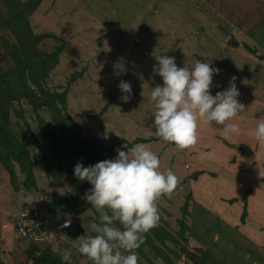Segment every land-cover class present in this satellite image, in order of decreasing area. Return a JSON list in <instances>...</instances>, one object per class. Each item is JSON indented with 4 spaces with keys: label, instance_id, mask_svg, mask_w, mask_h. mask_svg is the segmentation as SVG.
I'll return each instance as SVG.
<instances>
[{
    "label": "rangeland",
    "instance_id": "obj_1",
    "mask_svg": "<svg viewBox=\"0 0 264 264\" xmlns=\"http://www.w3.org/2000/svg\"><path fill=\"white\" fill-rule=\"evenodd\" d=\"M25 1L31 0H0V126L5 127L0 132V264H92L77 251V239L96 235L91 224L99 222L100 213L84 199L92 185L75 177L77 163L67 154L73 152L70 142L81 136L85 143L94 138L120 149L142 140L159 157L160 171L171 169L180 181L171 200L162 196L157 201L160 219L135 250L138 264H264V160L258 155L255 170L247 154L257 150L255 138L253 145L228 142L236 153L242 151L237 159L202 160L200 154L217 149L211 144L225 137L222 126L201 124L195 151L177 150L156 135L150 96L151 88L162 85V78L153 74L156 56L167 54L178 67L189 69L196 61L209 63L220 70L213 76L211 94L224 91L235 77L238 100L245 106L238 118L254 117L250 121L256 123L262 109L246 115L252 108L246 95L254 94L264 79V42L257 41L258 36L264 41V0H64L53 11L55 0H43L30 16ZM17 11L29 16L36 35L55 30V19L78 24L74 35L63 40L67 44L70 36L79 38L72 40L77 48L66 45L58 64L61 76L51 77L46 85L38 75L37 58L61 42L28 38ZM47 13L51 15L42 16ZM12 51L21 52V66ZM121 57L127 71L117 76L113 64ZM77 73V81L65 83ZM121 80L131 83L128 103L120 99ZM39 84L41 91L58 95L38 105V96L44 95ZM19 89L37 97L24 98ZM238 118L230 123L241 127ZM255 128L254 123L249 128L253 137ZM204 131L213 135L204 136ZM243 133L228 140L241 141ZM196 148L202 149L197 157ZM24 181L30 182L29 188ZM67 197L77 201L78 212L72 215L55 210ZM22 211L44 215L53 236L34 242L15 233L14 223L6 220ZM57 218L75 226L63 229L67 221L59 224ZM64 250L71 253L70 261L62 258Z\"/></svg>",
    "mask_w": 264,
    "mask_h": 264
},
{
    "label": "clouds",
    "instance_id": "obj_2",
    "mask_svg": "<svg viewBox=\"0 0 264 264\" xmlns=\"http://www.w3.org/2000/svg\"><path fill=\"white\" fill-rule=\"evenodd\" d=\"M155 59L153 74L162 78V85L151 88L150 96L156 108L154 124L158 137L182 151L197 145L201 124L222 126L225 139L240 133L239 125L230 123L245 111L238 100L235 77L224 91L213 96L210 88L213 76L219 74L218 68L201 61H196L192 69L178 67L175 58L167 54ZM125 63L123 57L118 58L113 64L115 75L126 73ZM118 88L123 93L121 101L130 102L131 83L121 80ZM254 138L264 146V118L257 120ZM126 149L117 148L114 159L88 167L78 162L74 167L75 177L92 185L84 199L100 213L99 222L91 224L96 235L77 239V251L92 264H138L135 250L160 219L157 201L162 196L170 199L180 185L171 169L160 171V159L147 144ZM200 158L211 161L216 155L203 152ZM69 226L70 220L64 224ZM61 256L70 261L71 253L64 250Z\"/></svg>",
    "mask_w": 264,
    "mask_h": 264
},
{
    "label": "trees",
    "instance_id": "obj_3",
    "mask_svg": "<svg viewBox=\"0 0 264 264\" xmlns=\"http://www.w3.org/2000/svg\"><path fill=\"white\" fill-rule=\"evenodd\" d=\"M42 1L43 0H31V1H25V2H22V3H24V5H25L24 6V9L30 8V11H29V16H30L32 14V10H34V8L37 5H39ZM52 2H54V0H52ZM61 2H64V0H55V2L53 3L54 5H53V8H52V11ZM77 8L80 9V3H77ZM52 11L50 13H52ZM50 13L42 14V16H47V15L50 16L51 15ZM15 16L20 17L22 19V21H24L23 24H26L25 26L23 25V28H25V30L27 31V33L30 34L28 36V38H34L35 37V38L42 39V38H44L46 36V37H52L53 39L59 40V42H61V44L58 47H56L53 52H51L49 54L48 53H42L41 52V54L37 58V63H39V65H40L39 70H38V75L41 76V79H42L44 85H46V81L48 79H50L51 77H53V76L60 77L61 76L60 75V72L62 71L61 67H58L59 66L58 64L60 63V56L62 55V53H63L66 45L67 46L68 45L70 46L71 44L72 45L74 44V46L77 48L78 44L75 43L74 41L79 40V38L76 40V39H74L75 38L74 36H70V38H69L70 41H69V43L67 41V44H66V43L63 42V40L65 39L64 37H66L71 32L73 33V31L75 33V31L78 29L77 28L78 27V24H74V26H73L72 23H67V21L69 20L68 18H65L64 20H56L55 19V23H56L55 30L48 31L47 34L40 33V34L36 35L34 33V30L32 29V27L29 25V22H28L29 21V16H25L24 11H21V12H18L17 11L15 13ZM63 16H65V14ZM37 17H39V16H37ZM40 17L38 19H40ZM38 19H37L36 25L38 24ZM74 33H73V35H74ZM80 38L81 39L83 38V35L82 34H80ZM72 40H74V41H72ZM23 44L26 46L28 44V42L25 41ZM70 50H71V47L68 48V51L69 52H70ZM20 53H18V51H12V52H10V54L14 56L13 57L14 58L13 60H15V64H18V65L21 66V62H23L24 59H23V57H20ZM24 53H26L25 54V58H26L27 63H30L31 60H32V58L31 57H28L29 55L27 54V50L26 49H24ZM260 59H264V58L261 57ZM38 66H36V67H38ZM32 73H34V72L32 71ZM80 75H81V73H77V74L73 75L71 78L70 77L69 78L67 77L65 83L69 84L71 82L77 81L76 79H79L78 77ZM29 78L32 79V80L35 79V73H34V76L32 75ZM1 82H3V81H1ZM38 86H40V87H39V89L38 88L37 89L40 90L42 88V86L40 84ZM261 87L264 89V79L262 80V82L260 83V85H258V87L256 89V92H258ZM19 91L22 92V95L24 96V98L26 97L27 99H31L32 97H37L36 93L31 94L30 93V90L25 91V90L19 89ZM41 93H43L44 95L42 96V98H40L38 96V98H37V100L39 101V104L38 105H42V104H44V102H47L49 98L50 99H53V98L56 97L55 95H58L55 92H52L51 93V92L41 91ZM255 93H254V95H255ZM257 98H255L253 100L252 106H251L252 108L250 109V111L246 115H248V114L252 113L254 110H256V106L259 105L257 103ZM151 117H154L153 116V113H151ZM253 118L254 117H244L243 119L241 117L238 118V119H240L241 125L243 127V128L242 127H240V128H242V131L245 130L244 134L242 136L240 135L241 141L228 140V139H225V137L221 135L222 138H221L220 142H224L225 145L228 146V147L229 146H232L228 142H232V144H233L234 147L238 145V142L241 143V144L247 143L246 141H250L251 142L252 141L251 139H254V137L251 135V133H250L251 131H249L247 129L251 128L252 125H253V123L256 124L258 119H261V118H264V117H256V123L250 121ZM1 128L3 129L5 127H3L1 125L0 126V132L3 131V130H1ZM246 133H248L247 137H246ZM235 135H237V134H235ZM86 141L87 142L85 143L83 141L82 136H81V140H76L75 142L72 140L70 142V143H72V146H73V152H71V153L68 152L67 154H68V158L70 159V162L71 163H73V162L74 163H78L80 161H84L85 164L95 165L97 162L102 161V160L114 159L116 157V155H117V153H116V149L117 148L116 147H113V146L105 147V146L102 145V143L100 141L95 140L94 138H88V139H86ZM143 142L144 141H142V140L141 141H133V142L131 141V145L128 146V147H126V148H131L135 144H137V143H143ZM255 142H256V140H255ZM2 143L8 144L7 141H3ZM233 146H232V148H233ZM245 146H247V145H245ZM126 148H123L121 150L127 151ZM248 149H250V147H247L246 150H248ZM24 153L27 154V152H24ZM240 154H241V152H240ZM237 155H238V153H236L233 156V158L236 157ZM13 156H17V155H15V153H14ZM43 157H42V160H44ZM86 157H87V160H86ZM0 159H2V158H0ZM253 161H254V165H255L254 167H255V170H256L259 167V166H256L257 165V162L256 161L259 162V158L257 160V158L255 156V159ZM262 163H264V162H262ZM47 167L49 169L51 168L50 165H47ZM24 182H25V188H29L30 187V182H27V181H24ZM248 196H249V192L247 194H245V197L244 198H245L246 201H247ZM69 200H70V198L67 197L65 200H63V203L60 202L59 204L58 203L55 204V206H56V209L55 210L56 211L61 210L64 214L66 213L68 215H72L74 212H78L77 211L78 210L77 209V201L72 202V201H69ZM54 213L56 214L57 212H54ZM247 216H248V212H247V209H245L244 212H243V215H242V221L243 222L245 221V219L247 218ZM41 217H42L43 221L46 222L45 221L46 219H45L44 215H41ZM55 220H56V222H59V224H64L67 221V220H60L59 221L58 218L55 219ZM6 221H11V223H14V219L12 220V218H8ZM59 224L56 223V225H59ZM72 224L73 223H70V226ZM72 226H75V225L73 224ZM62 228L63 229H66L68 227L62 226ZM2 229H3V231L6 230L4 226H3ZM6 234H9V233H6ZM48 250H50V249H48Z\"/></svg>",
    "mask_w": 264,
    "mask_h": 264
},
{
    "label": "crops",
    "instance_id": "obj_4",
    "mask_svg": "<svg viewBox=\"0 0 264 264\" xmlns=\"http://www.w3.org/2000/svg\"><path fill=\"white\" fill-rule=\"evenodd\" d=\"M263 27V26H262ZM258 33V32H257ZM257 41L258 42H260L262 45H263V42L264 41H262V38H261V36H258L257 37ZM219 88V87H218ZM264 89L261 87L260 88V90L258 91V92H253V93H255V95L254 94H252L251 95V93L252 92H250V93H248L246 96H248V98L250 99V101L252 100V102H253V100L255 99V98H257V103L259 104V106H256V107H258V109H262V111H261V113H259V117H264ZM251 95V96H250ZM260 96V97H259ZM242 119H243V117H242ZM241 127H242V125H241ZM243 128V127H242ZM245 129V128H244ZM247 129V128H246ZM242 130V129H241ZM247 130H249V129H247ZM208 131H204L202 134L204 135V136H208V137H210V136H212L213 134H211L210 136L208 135V133H207ZM242 132H245V130H243ZM251 133V132H250ZM244 134V133H243ZM202 141H204V142H206V141H208L207 139H204V140H202ZM219 144H217L216 142L215 143H212L211 145H216V148L217 149H213V150H211V149H209V152H214L215 153V155H216V159L215 160H217V161H219V162H222V163H227L228 161H230V160H232V158H233V156L236 154V151H235V149L234 148H232L231 146H229V147H227L226 145H224V144H220V142L219 141H217ZM199 143V142H198ZM248 143H252V142H250V141H248ZM254 143H252V145H253ZM221 145V146H220ZM257 145H258V147H257V150L256 151H254L253 153L251 152V153H248L247 152V154H248V156L250 157L249 159H251V161H252V159L254 160L255 159V156H256V158H257V160H258V155L260 156V157H262L263 158V160H264V146H261V145H259L258 143H257ZM206 146V145H205ZM205 146H203V147H205ZM250 147V146H249ZM195 149V148H194ZM193 148H192V150H194ZM251 149H252V147H251ZM253 149H254V146H253ZM195 151V150H194ZM198 151V152H197ZM199 152L201 153L202 152V149H198V148H196V157H197V155L199 154ZM242 152V151H241ZM238 153V155L236 156V159H237V157H239V155H241L240 154V151H238L237 152ZM245 157V156H244ZM199 158V157H198ZM216 164V163H215ZM217 165V164H216ZM242 165V164H241ZM240 165V166H241ZM239 167V166H238ZM217 169V168H216ZM173 196H174V194H173ZM172 196V197H173ZM172 198H170V200H171ZM250 199H252V196H251V198ZM179 200H184L183 198L182 199H179ZM185 202H186V200H184ZM183 201V202H184ZM173 205H175V204H173ZM172 206V205H171ZM176 206V205H175Z\"/></svg>",
    "mask_w": 264,
    "mask_h": 264
},
{
    "label": "built area",
    "instance_id": "obj_5",
    "mask_svg": "<svg viewBox=\"0 0 264 264\" xmlns=\"http://www.w3.org/2000/svg\"><path fill=\"white\" fill-rule=\"evenodd\" d=\"M29 213V211H22L14 216V230H17L19 234L24 235L23 237H28L34 242L51 238L53 235L46 228L45 222L39 212L35 211L30 216ZM20 216L22 219H20Z\"/></svg>",
    "mask_w": 264,
    "mask_h": 264
}]
</instances>
